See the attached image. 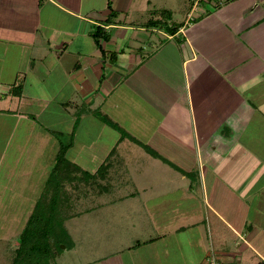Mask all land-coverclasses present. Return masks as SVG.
I'll return each mask as SVG.
<instances>
[{"label":"crops","instance_id":"crops-1","mask_svg":"<svg viewBox=\"0 0 264 264\" xmlns=\"http://www.w3.org/2000/svg\"><path fill=\"white\" fill-rule=\"evenodd\" d=\"M111 2L119 15L105 26L110 38L102 46L116 54L112 60L91 36L110 13L108 0H0V113L14 121L3 139L35 132L42 124L36 113L49 106L68 117L48 112L44 121L64 123L66 131L84 121L89 131L100 112L178 167L130 137L120 140L109 125L115 144L100 165L115 153L108 189L98 195L111 193L113 181L133 189L114 194L101 214L139 217L138 232L148 237H137L139 246L128 250L112 245L101 264H204L211 256L221 264L264 261V0ZM161 9L170 11L169 24L180 25L175 34L146 26ZM43 135L48 145L52 135ZM54 162L39 166L28 215ZM75 188L66 218L80 215L77 204L88 196L78 192L80 184ZM119 199L124 203L116 206Z\"/></svg>","mask_w":264,"mask_h":264},{"label":"rangeland","instance_id":"rangeland-1","mask_svg":"<svg viewBox=\"0 0 264 264\" xmlns=\"http://www.w3.org/2000/svg\"><path fill=\"white\" fill-rule=\"evenodd\" d=\"M183 14V11H179L175 19L178 21L183 20ZM19 76H21L19 77L20 80L24 74ZM35 108L39 110L37 107ZM50 108L49 106L44 111L36 113L38 115L37 119L44 126H53L56 129L45 132L38 129L39 126L42 127V124H40L35 132L27 131L28 133L26 134L29 136L25 139L21 138L19 141H17V138H13L14 140L11 139L5 142L6 138L4 135L7 136V132L10 133V128L14 125V121L11 115L0 113V149L6 148L5 161L3 163L6 166L3 165L2 167V163H0V264H11L12 262L15 249L18 246V236L27 219V207L32 206V202L29 203L28 200L36 197L35 191L41 184L42 176L40 174H42V171H39V166L45 160L55 159L54 153L60 146V142L70 145L67 150L68 158L81 166H85L92 173L103 161L109 148L115 144L116 132L109 125L107 128L101 129L100 125L102 124L99 122L101 120L97 118V113L89 131L84 130L89 124L87 121H84L86 123L82 125L77 122L73 126L72 131H66V128H63L64 123L57 122L52 124L44 121L48 116V112H51L53 117H68L67 113L63 111L59 113L54 109L57 107ZM72 123L73 121H70L69 124ZM43 133L53 136H51L50 139L52 140L48 142V145L45 141L47 136L45 138ZM36 152L43 153L37 156ZM136 161L134 159V161L130 162L134 164ZM113 182L112 192H103L100 196L98 195V190L106 192L102 184L100 186L99 183L95 184V180H93V184H90L91 186L80 183L81 188H83L78 192L80 194L88 192V196L81 197L82 200L77 204V210L81 211V214L75 217H67L64 221L72 245L69 251L63 250L56 255L55 264H101L102 258L112 252L110 248L112 245H114L113 248L115 250L125 247L128 250L127 248L129 247L139 246L137 237L144 235L141 240H146L148 237L147 231L145 233H142V231L141 233L138 232V230H144V227L139 228L140 226H138L140 220H142L141 218H128L121 214L120 217L109 219L105 218V216L103 217L104 214H101L107 208V201L114 197V194L130 192L133 189L126 182ZM75 183L68 185L66 197L76 196L75 186L79 183ZM103 183L108 182L103 181ZM116 202L114 203L118 206L123 204L124 200L120 201L119 199ZM131 220L136 222L135 228L130 225ZM102 222L105 223L102 224ZM106 245L109 251L100 252L98 246L106 249Z\"/></svg>","mask_w":264,"mask_h":264},{"label":"trees","instance_id":"trees-1","mask_svg":"<svg viewBox=\"0 0 264 264\" xmlns=\"http://www.w3.org/2000/svg\"><path fill=\"white\" fill-rule=\"evenodd\" d=\"M108 7L110 8V13L105 19L104 25H96L91 31V36L96 45L101 49L103 56H109L112 60L117 57L116 54L107 53V51L103 49L102 42L110 38V34L105 26L113 23L119 13L112 7L111 0H108ZM170 16L169 10L161 9L157 11L156 15L149 19L146 26L156 27L165 30L167 33L175 34L180 25L176 23L169 24L171 20ZM23 85V78L19 80L18 77L17 81L13 84L12 93L17 96L21 95ZM97 117L108 125L117 128L121 132L120 140H123L125 137H130L132 140L142 145L144 149L154 157L160 158L164 162L178 168L155 149L128 134L109 117L100 112L97 113ZM60 143L55 162L45 181L41 195L34 203L25 225L18 236V246L15 249L11 264H55L56 255L66 250L68 247L70 248L72 245L68 230L64 223L66 220L65 203L68 199L65 194L68 191V185L78 182L79 184L81 183L89 186L93 184V180H95V184L99 183L104 186L103 181L108 176L111 167V158L115 153V149L110 152L106 160L92 173L72 162L67 157V150L70 145L62 141ZM182 172L189 174L184 170H182ZM101 181L102 183H100ZM258 264H264V261H260Z\"/></svg>","mask_w":264,"mask_h":264},{"label":"built area","instance_id":"built-area-1","mask_svg":"<svg viewBox=\"0 0 264 264\" xmlns=\"http://www.w3.org/2000/svg\"><path fill=\"white\" fill-rule=\"evenodd\" d=\"M204 264H221L214 256L207 258Z\"/></svg>","mask_w":264,"mask_h":264}]
</instances>
